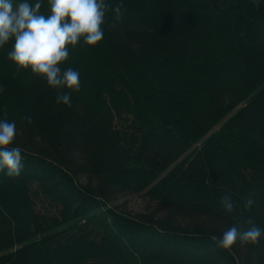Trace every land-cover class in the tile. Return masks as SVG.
Segmentation results:
<instances>
[{
  "label": "trees",
  "instance_id": "trees-1",
  "mask_svg": "<svg viewBox=\"0 0 264 264\" xmlns=\"http://www.w3.org/2000/svg\"><path fill=\"white\" fill-rule=\"evenodd\" d=\"M106 2L103 38L69 46L71 105L0 48V118L24 165L0 170V264H264V237L217 243L264 226V4ZM128 194L152 208L110 205Z\"/></svg>",
  "mask_w": 264,
  "mask_h": 264
},
{
  "label": "clouds",
  "instance_id": "clouds-1",
  "mask_svg": "<svg viewBox=\"0 0 264 264\" xmlns=\"http://www.w3.org/2000/svg\"><path fill=\"white\" fill-rule=\"evenodd\" d=\"M256 2L264 4V0ZM41 4L42 0H0V48L11 41L7 57L17 69H29L48 86L63 89L55 99L71 105L72 92L81 88V81L79 69L63 66L70 54L69 46L75 47L81 40L94 46L103 38L109 4L106 0H48L47 14L40 11ZM112 11L115 19H120L119 4ZM16 132L15 120L0 118V170L9 177L19 176L24 166L21 148L12 143ZM254 203L250 194L245 207L251 208ZM221 205L225 213L235 210L227 193L221 197ZM262 237L264 226L249 217L247 227L232 224L217 238V243L230 248L237 240L256 243Z\"/></svg>",
  "mask_w": 264,
  "mask_h": 264
},
{
  "label": "rangeland",
  "instance_id": "rangeland-1",
  "mask_svg": "<svg viewBox=\"0 0 264 264\" xmlns=\"http://www.w3.org/2000/svg\"><path fill=\"white\" fill-rule=\"evenodd\" d=\"M218 126H216L214 129H216ZM78 180L82 182L81 178ZM110 205L116 206L118 209L124 208L132 215L147 212L152 208L145 197L140 194H128L118 197L112 200Z\"/></svg>",
  "mask_w": 264,
  "mask_h": 264
}]
</instances>
